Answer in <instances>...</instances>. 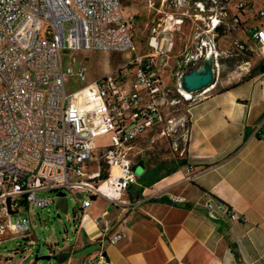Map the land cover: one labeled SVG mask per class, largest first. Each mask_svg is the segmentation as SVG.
<instances>
[{"label":"built area","instance_id":"1","mask_svg":"<svg viewBox=\"0 0 264 264\" xmlns=\"http://www.w3.org/2000/svg\"><path fill=\"white\" fill-rule=\"evenodd\" d=\"M190 1L199 10H211L206 29L211 35L200 40L196 52L180 59L174 54L175 35L169 27L154 30L148 50L135 53V21L133 16L124 17L122 0H0V241L6 232L29 238L31 223L23 211L54 205L59 191L74 198L80 193L82 208L96 196L118 207L131 204L124 198L137 180L127 158L130 147L159 123L166 124L162 134L167 136L174 137L178 125L187 130L179 114L181 103L204 99L209 87L186 92L179 85L181 75L198 67L205 55L219 57L215 29L230 0ZM236 8L242 11L249 4L236 0ZM259 16L262 24L249 30V38L264 57V4ZM65 47L127 55L126 69L107 72L87 87L68 92V77L84 81L87 67L76 62L75 69H64ZM238 47L243 49L242 44ZM173 81L176 97L167 93ZM104 134L110 135V143L101 150L108 176L99 178V166L90 174L84 167L93 159L97 137ZM257 136L264 140V126ZM114 165L117 174L112 173ZM191 172L187 169V178ZM44 191L53 193L38 194ZM205 207L236 216L220 200L207 201ZM95 223L102 242L115 244L124 235L122 229L110 232L111 221L104 213ZM57 250L51 246L48 254ZM32 254L35 251L29 249L28 256ZM108 263L102 249L89 260Z\"/></svg>","mask_w":264,"mask_h":264},{"label":"crops","instance_id":"2","mask_svg":"<svg viewBox=\"0 0 264 264\" xmlns=\"http://www.w3.org/2000/svg\"><path fill=\"white\" fill-rule=\"evenodd\" d=\"M246 1L249 8L242 11L236 0L226 4L222 25L227 30L215 40L221 56L218 66L230 64L229 59H219L235 56L233 48L240 52L241 42L253 56L229 67L223 89L200 101L181 103L179 114L186 118L187 130L178 135L183 142L172 146L179 158L172 160L166 152L159 162L149 155L137 158L132 168L140 173L126 191L124 198L131 204L125 208L103 196L82 208L77 195L73 237L51 256L54 264H89L100 249L108 264H264V140L257 136L264 126V57L246 34L262 24L259 10L264 0ZM191 3L122 0L124 17L135 21V53L146 52L148 37L163 27L173 29L176 56L196 52L200 40L210 38L206 29L211 10ZM137 141L128 151L132 159L138 157L136 150H144L138 149ZM210 200L224 202L236 216L207 210ZM102 213L111 221L110 232H124L115 244L99 238L95 218ZM37 260L29 264H39Z\"/></svg>","mask_w":264,"mask_h":264},{"label":"rangeland","instance_id":"3","mask_svg":"<svg viewBox=\"0 0 264 264\" xmlns=\"http://www.w3.org/2000/svg\"><path fill=\"white\" fill-rule=\"evenodd\" d=\"M126 58L127 55L120 53H106L99 50L81 51L67 47L63 48L61 50V63L64 69L67 66H72L75 69L76 62L84 64L87 67L86 78L84 81H81L76 76L68 77L65 83L66 91L72 92L83 87H87L89 84L93 83L107 72H121L125 70L126 67L124 64L126 63ZM235 58L236 57L228 56L219 59V62L230 60V64H227L223 67L221 65L218 66L217 64L215 82L212 89L207 91V95L213 91H219L224 88L223 84H225V79H227L229 73L231 72L229 67L236 68L241 61L235 60ZM187 70H185V72ZM233 74H235V72ZM233 78L231 77L229 80H235ZM167 89H169L167 90V93L170 97L178 96L175 82L174 84L171 83L170 87ZM193 102V100L190 101V103ZM184 119L186 120L185 117ZM164 129L166 130V124L159 123L156 124L152 129L148 130L145 135L140 137V139L137 141L138 149L144 147V150L141 151L139 149V152L136 150L135 153L138 157H133V159L131 158L130 152L127 153V158L130 160L132 167L134 164H137V158L141 159L142 154L145 155V157L149 155V157L155 162H159L165 152L171 155L172 160L179 158L178 150H174L172 146L174 142L177 141L178 143L182 140V138L178 137V135L185 128L181 125H178L174 137L162 134V130ZM109 143V134L99 135L97 137V148L94 151L93 159L89 162V166L84 167L86 174H90L91 171L96 172L98 166L100 167V172L103 168H108V165L103 160L101 150ZM90 168L92 169L91 171ZM134 173L135 175H139V168H137ZM52 193L53 192L50 191L38 192L40 195H52ZM68 200L70 203L68 213L56 211L53 205L43 208L33 207L29 208L28 211L24 210L22 214L25 217H29L31 223L30 237L26 239L22 236H13L10 234V232H6L4 235L6 240L0 242V264H29L31 262L30 260L36 257L35 254L28 256L29 249L34 250L35 253L38 252L39 256L47 255L49 247L56 246L60 248L61 246L71 242L74 231L72 218L74 215V210L78 209V202L74 200L72 195H68ZM31 239L34 241L33 243L29 242ZM37 261L39 264H54L52 259H39Z\"/></svg>","mask_w":264,"mask_h":264},{"label":"water","instance_id":"4","mask_svg":"<svg viewBox=\"0 0 264 264\" xmlns=\"http://www.w3.org/2000/svg\"><path fill=\"white\" fill-rule=\"evenodd\" d=\"M217 60L214 54L205 55L198 67L190 68L181 75L179 85L186 92H196L205 89L215 82ZM80 197V193H77ZM54 209L58 212L68 213L70 203L68 196L64 191L57 192V198L54 202ZM36 259H50L51 255H38L36 252Z\"/></svg>","mask_w":264,"mask_h":264},{"label":"trees","instance_id":"5","mask_svg":"<svg viewBox=\"0 0 264 264\" xmlns=\"http://www.w3.org/2000/svg\"><path fill=\"white\" fill-rule=\"evenodd\" d=\"M236 19H237V23H239V20H238V17H235ZM226 28H225V26L224 25H219L216 29H215V31H216V33H217V36H216V38L217 37H219L220 35H224L225 34V32H226ZM246 34L248 35V39L249 40H251L249 37H250V35H249V31L248 30H246ZM235 44V43H234ZM241 44L243 45V49H241L240 50V52L239 51H237L235 48H233V50L235 51V52H238L235 56H233V57H236L235 58V60H242L243 58H249V57H252L253 56V52L249 49V47H247V45H245L244 43H242L241 42ZM232 47H234V45H232ZM193 68V67H192ZM190 69V68H189ZM188 69V70H189ZM181 163L182 164H185V161L183 160V161H181ZM102 164V163H101ZM108 176V168H103L102 170H101V172H100V174H99V178H106ZM24 203V202H23ZM76 212H77V210L75 209L74 210V215H73V220H75V215H76ZM27 239V238H26Z\"/></svg>","mask_w":264,"mask_h":264},{"label":"bare ground","instance_id":"6","mask_svg":"<svg viewBox=\"0 0 264 264\" xmlns=\"http://www.w3.org/2000/svg\"><path fill=\"white\" fill-rule=\"evenodd\" d=\"M212 86V85H211ZM209 88H211L210 86H209ZM209 88H208V90H209ZM118 166L117 165H114L113 167H112V173L113 174H117L118 173Z\"/></svg>","mask_w":264,"mask_h":264}]
</instances>
